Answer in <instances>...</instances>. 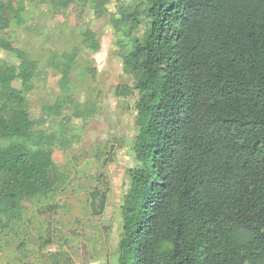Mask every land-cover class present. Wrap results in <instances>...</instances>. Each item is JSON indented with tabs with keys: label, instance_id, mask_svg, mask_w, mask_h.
<instances>
[{
	"label": "trees",
	"instance_id": "16d2710c",
	"mask_svg": "<svg viewBox=\"0 0 264 264\" xmlns=\"http://www.w3.org/2000/svg\"><path fill=\"white\" fill-rule=\"evenodd\" d=\"M135 1L114 20L139 95L118 263L264 264V0ZM49 2L88 0H0V48L21 61L0 78V216L10 221L62 177V135L35 130L28 109L38 62L2 38L26 3ZM83 45L99 49L91 31ZM77 58L51 64L62 73Z\"/></svg>",
	"mask_w": 264,
	"mask_h": 264
},
{
	"label": "rangeland",
	"instance_id": "374dc122",
	"mask_svg": "<svg viewBox=\"0 0 264 264\" xmlns=\"http://www.w3.org/2000/svg\"><path fill=\"white\" fill-rule=\"evenodd\" d=\"M102 1L95 15L90 0L23 3V24L3 32V39L38 62L28 109L35 130L62 135L54 147L62 177L49 200H27L19 219L1 214L0 264H119L139 95L134 73L118 55L114 20L121 3L134 7L136 1ZM87 31L95 34L98 50L83 45ZM73 50L76 63L55 70L52 58ZM20 64L15 53L0 48V78ZM13 86L24 88L20 80Z\"/></svg>",
	"mask_w": 264,
	"mask_h": 264
}]
</instances>
